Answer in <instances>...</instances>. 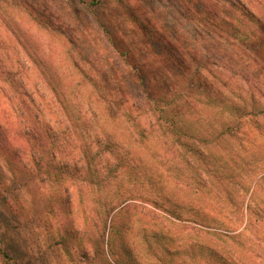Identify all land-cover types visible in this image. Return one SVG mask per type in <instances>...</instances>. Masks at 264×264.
Segmentation results:
<instances>
[{
    "label": "trees",
    "instance_id": "16d2710c",
    "mask_svg": "<svg viewBox=\"0 0 264 264\" xmlns=\"http://www.w3.org/2000/svg\"><path fill=\"white\" fill-rule=\"evenodd\" d=\"M68 3L95 17L100 8L116 11L112 28L127 34L106 39L130 72L134 94L121 81L117 93L106 89L108 82L85 72H94L88 60L83 67L70 56L61 72L49 53L47 60L37 46H21L59 105L60 120L44 122L32 98L14 87L22 111L16 118L0 111V163L10 175L6 185L22 191L39 218L45 251H59L63 264H256L239 248L247 228L264 224V212L251 205L264 170L245 157L252 154L243 142L246 121L264 119V107L238 77L230 80L225 55L194 39L214 35L264 72V22L255 2L178 0L190 38L164 26L140 0ZM23 13L46 30L27 6ZM139 47L150 49L151 62L135 57ZM85 90L87 109L76 110ZM253 130L264 137V128ZM69 181L92 203L81 223L68 187L65 200L58 194ZM37 187L53 195L43 214L32 194ZM9 188H2L6 205ZM230 212L235 221L224 218ZM5 226L0 221V264H27L12 256Z\"/></svg>",
    "mask_w": 264,
    "mask_h": 264
},
{
    "label": "rangeland",
    "instance_id": "374dc122",
    "mask_svg": "<svg viewBox=\"0 0 264 264\" xmlns=\"http://www.w3.org/2000/svg\"><path fill=\"white\" fill-rule=\"evenodd\" d=\"M253 1L259 18L264 22V0ZM140 3L143 8L152 12L154 18H157L164 26L174 27L175 31L190 38L193 30L182 20L178 11L180 10L178 0H140ZM24 6L32 11L31 17L35 18L36 22L46 26V30L43 31L38 26L30 25L23 13ZM116 19L117 14L113 8H100L95 17L90 10L79 4L70 7L68 0H0V111H9L14 118H16L17 111H22L21 106L18 105L20 102L18 92L14 89L18 86L17 88L32 98L35 107L40 108L45 116L44 122L60 120L58 119L60 117L59 105L46 88L42 76L30 63V59L21 47L24 44L37 46L40 52L45 53L47 60L50 59V55L61 72L67 70L70 56L83 67L85 65L82 59L88 60L94 72L90 69L85 72L94 76L102 84L108 82L105 85L106 89L117 93L116 90L120 87L118 83L121 81L124 82L128 93L133 92L134 94V88L129 86L127 79L130 72L112 52L106 39L107 34L114 31L121 37L124 33L127 34V29L123 27H116V25L112 28ZM100 20L103 25L99 23ZM48 25L54 26L61 35H57L56 31L53 32L47 27ZM199 30H201L200 27ZM202 36H195L194 39L199 41L202 38L201 41H207L204 43L206 48H216L213 51L214 55H225L226 67L233 74L230 75V80L238 77V83L243 85L244 90L246 89L249 94L255 96L260 105L264 107V72L247 55H239L236 50L225 43L215 41L214 35ZM125 40L129 41L128 35ZM139 50L140 53L138 51L135 54L136 58L140 54L147 62L153 60L149 48L139 47ZM10 80L14 83L11 84ZM98 90L101 94H105L102 88ZM85 92L86 90L82 91L81 96L73 103L76 110L85 111L87 109L83 97ZM246 126L248 128L247 137L243 143L252 155H248L247 152L244 155L249 157L251 163L261 165L259 169L262 171L264 170V137L255 133L253 129L254 127L264 128V119L257 122L246 121ZM230 145L235 149L238 148L239 142H230L228 146ZM259 173L260 176L264 175V172L258 171ZM9 176L0 163V221L6 224L5 227L9 231L7 243L12 249V256L21 262L25 259L27 264H63V257L59 251H45V246L43 248L44 238L39 218H34L35 213L24 193L6 185L5 182ZM72 183L70 181L64 183L58 194L62 200H65L66 196L62 194V189L65 186L68 187L76 219L81 223L84 213L89 210L88 205L91 206L92 203L89 201L88 194L85 193L80 197L77 183ZM2 188L10 189L8 190L9 205L1 201V195H6ZM51 192L35 188L32 194L37 201L38 213L43 214L42 206L46 205L47 200L53 198ZM247 201L248 197L244 206L248 203ZM251 205L264 212V182L257 190ZM224 218L233 221L237 219L232 212L225 214ZM222 221L226 222L223 219ZM243 227L244 223L240 226V230ZM241 241L243 247L239 248V253L244 257L254 258L256 264H264V224L257 223L247 228L242 234Z\"/></svg>",
    "mask_w": 264,
    "mask_h": 264
}]
</instances>
